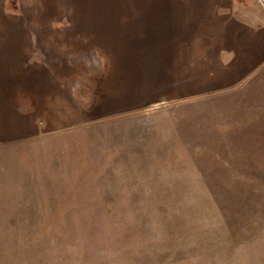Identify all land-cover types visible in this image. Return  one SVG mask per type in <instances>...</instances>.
<instances>
[{
	"label": "rangeland",
	"instance_id": "obj_1",
	"mask_svg": "<svg viewBox=\"0 0 264 264\" xmlns=\"http://www.w3.org/2000/svg\"><path fill=\"white\" fill-rule=\"evenodd\" d=\"M5 2L0 264H264V121L226 120V91L168 90L194 0ZM18 40L49 42L52 66ZM144 40L168 62L145 75Z\"/></svg>",
	"mask_w": 264,
	"mask_h": 264
},
{
	"label": "crops",
	"instance_id": "obj_2",
	"mask_svg": "<svg viewBox=\"0 0 264 264\" xmlns=\"http://www.w3.org/2000/svg\"><path fill=\"white\" fill-rule=\"evenodd\" d=\"M252 2L255 3L254 0H194L188 9V16L192 18L189 30L182 27L167 37L169 42H181L179 46L185 52L180 65L184 68L171 74L169 80L174 83V88L168 90H174L178 98H191L193 105L200 98V90L217 89L229 92L226 110L231 114L226 120L234 123L264 121V14L261 10L253 11ZM258 4L257 7H263L260 2ZM136 9L141 11L135 13L136 22L139 24L134 25L144 30L146 16L143 17L142 14L147 13H142L141 7ZM35 37L37 38L34 35L33 38ZM48 43L44 47L34 44L33 40L30 46L35 51L33 56H28V60L35 62L36 66L41 63L51 65L47 56L44 55L43 59L39 57L42 51L49 50ZM146 43L142 44V61L136 65L142 68L144 75L151 68L168 63L164 62L162 51L152 57L148 47L150 43ZM8 44L6 48L20 52L30 47L22 40H18L13 46ZM168 53L170 54V49L164 53L169 60ZM9 55L3 63L10 59ZM188 63L189 66H186ZM45 73L48 75V72ZM163 74L168 75L166 70ZM40 78L41 75L39 80ZM245 124L238 126L243 129Z\"/></svg>",
	"mask_w": 264,
	"mask_h": 264
},
{
	"label": "trees",
	"instance_id": "obj_3",
	"mask_svg": "<svg viewBox=\"0 0 264 264\" xmlns=\"http://www.w3.org/2000/svg\"><path fill=\"white\" fill-rule=\"evenodd\" d=\"M14 1L15 0H6V2H5L6 7H10V5L14 4ZM236 1H241V0H236ZM14 7H15V4H14Z\"/></svg>",
	"mask_w": 264,
	"mask_h": 264
},
{
	"label": "built area",
	"instance_id": "obj_4",
	"mask_svg": "<svg viewBox=\"0 0 264 264\" xmlns=\"http://www.w3.org/2000/svg\"><path fill=\"white\" fill-rule=\"evenodd\" d=\"M264 6V0H258Z\"/></svg>",
	"mask_w": 264,
	"mask_h": 264
}]
</instances>
